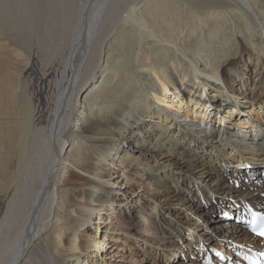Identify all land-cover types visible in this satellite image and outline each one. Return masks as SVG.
<instances>
[{
    "label": "bare ground",
    "instance_id": "obj_1",
    "mask_svg": "<svg viewBox=\"0 0 264 264\" xmlns=\"http://www.w3.org/2000/svg\"><path fill=\"white\" fill-rule=\"evenodd\" d=\"M69 1L59 8L60 0H0V264H79L86 248H94L96 252L105 249V242L101 244L97 234L88 236L85 242L81 236L89 228L83 225L91 220L97 210L95 205L101 207L109 201L108 209H111L116 198L117 193L112 192L117 189L109 185L107 177L111 174L105 171L103 162L110 158L108 164L118 166L123 172L120 175L126 179L131 176L127 181L129 187H133L134 178H138L136 182L142 180V183L158 186L153 187L155 191L164 186V192L174 190L169 185L162 186V181L170 183L156 171L165 165L181 168L192 162L190 166L194 170L190 169L183 178L173 175L181 183V186L176 185L178 191L190 195L189 189L183 186L189 180L200 183L198 190L205 200L192 208L204 212L208 220L230 198L251 201L252 204L245 202V207L234 210V214L224 210V215L235 216L240 224L219 225L217 236L235 233L236 227L244 228L245 217L239 214H243L248 205L264 210L261 198L264 187L257 193L229 189L225 196V187L212 181V167L228 164L231 172L236 173L235 182L245 185L240 179L248 177L264 184V148L243 145L245 137L251 139L249 131H244L247 128L241 129L243 135L235 128L226 135L232 141L230 145L241 146V151L230 145L231 148L226 147L222 137L207 142L199 139L198 134L204 131L205 135L208 131L204 124L212 125L223 109L230 114L223 116V122L219 117L221 124L235 121L236 117L239 128L242 127L240 122L248 125V121H252L253 124L254 120L242 118L246 111L243 107H250L249 114L259 122L257 128L256 123L252 125V129H257H251L255 130L252 142L264 129L261 122L264 100H243L244 93L250 91L249 85L244 81V91L240 92L235 85L241 83L246 73L236 67L227 68L224 63L229 53H220L224 45L231 46L235 28L242 27L250 36L255 33L261 39L259 43L251 42L252 50L247 59L254 64V77L264 70V0L203 4L198 15H187L184 4L178 0H82L76 14V4ZM33 41L44 50L40 58L42 77L48 76L51 68L57 71L50 82L53 91L48 98L47 120L42 124H39L41 110L37 100L33 101L32 93H27V83L23 80L32 56H38ZM129 46L131 56L124 60ZM258 60L263 67L257 64ZM257 66L261 70H256ZM216 80H220L223 87ZM252 81L254 86L255 80ZM201 92L204 93L201 95ZM180 93L188 100L183 102ZM147 95L154 99L152 104L159 110L149 104L151 99ZM204 95L207 98L203 101ZM260 113L261 119L257 117ZM172 120L174 129H179L177 134L180 131L186 134L185 126L191 125L193 131L188 133V139L197 142L200 150L188 149V145L180 142L178 150L172 149L175 146L170 140L177 137L173 127H167ZM124 127L135 130L125 135L122 134ZM138 129L140 131H136ZM145 132H149L147 139L141 137ZM28 135L42 143L36 161L40 162L46 155L50 156V161H46L41 178L35 177L37 183L25 190L27 183L22 186L18 175L20 169L24 172L29 168L25 167ZM122 136L127 139L123 141ZM262 137L264 134L258 140ZM220 140L222 143L214 144ZM207 146L215 149L214 152L206 153ZM227 149L233 152L228 154ZM246 164H253L254 169L245 168ZM71 167L89 176H81ZM63 168L67 177L61 179ZM205 186L221 193L223 198L217 194L210 198ZM135 200L137 203L131 211L139 213L140 208H136L140 206V199ZM182 201L190 202L189 197H183ZM82 206H86L88 212L82 210ZM95 215L99 222L104 218L100 213ZM114 217L120 216L116 213ZM120 221L124 227L132 223ZM12 226L14 232L10 236ZM75 232L78 236L75 234L69 239ZM3 234H8L9 238L5 239ZM254 237L250 242L253 249L246 253L264 254V244L258 247ZM202 247H205L203 252L209 251L204 243ZM168 251L170 249H165L164 255L173 263L177 252ZM84 262L98 264L86 258Z\"/></svg>",
    "mask_w": 264,
    "mask_h": 264
},
{
    "label": "rangeland",
    "instance_id": "obj_2",
    "mask_svg": "<svg viewBox=\"0 0 264 264\" xmlns=\"http://www.w3.org/2000/svg\"><path fill=\"white\" fill-rule=\"evenodd\" d=\"M67 1L68 0H60L59 8L63 7L67 3ZM70 1L76 4L75 10H74V14H76L78 10V4H80L82 0H73V1L70 0ZM178 1L184 4L185 6L184 11L187 15H195V14L198 15L199 10L201 9V6L203 4H209V3H213L217 1L231 2V3L236 2V0H178ZM64 12H66V9L64 10ZM249 34L250 33L245 31V29H242V27H239L238 29L235 28L234 39H232V42L229 43V45L231 46L227 48V46L224 45V47H222L221 50L220 49L219 50H220V53L222 52L229 53V56H228L229 59L224 63L225 66H227V68L236 67V68H239L241 72L246 73L245 76L242 77L241 81H239L241 83H237L235 85V87L237 88V90H239V92L242 89H243L242 91H244V85L242 86V83L244 81H245V84L249 85L250 91L248 90L244 93L246 95L244 96L245 98L243 100L246 102H250L251 100L255 102H259V101L264 100V70L262 69V71L259 73V76L255 78L254 77L255 74L253 72L254 64L250 60L247 61V59H248V54L251 53V50H252L251 42L255 41L256 43H259L261 42V39L255 33H252L251 36ZM33 44H35L36 47L39 48L37 50H36V47L34 48V50L38 53V56L35 54L32 56L31 61L29 62L26 70L24 71L23 80H25V82L27 83V93L28 94L32 93L33 101L37 100V105L39 106V110H41L39 114L40 115L39 124H42L45 120H47L48 111H49L48 98L50 97V93H52L53 91V88L50 82L56 77L57 71L51 68L49 70V75L46 77H42L41 70H40L41 68L40 58H42L43 56L42 51L44 50L42 49V46L39 47V45H37L36 42L34 43L33 41ZM128 48L129 49L126 50L127 54L124 53L125 54L124 60L126 56H131V52H128V51H131L132 49H130V46ZM262 60L263 59H261L260 61ZM260 61L258 60L257 64L260 65L261 67L262 64ZM258 69L261 70L257 66L256 70ZM252 79L255 80V81L253 80L255 83L254 86L251 85ZM216 82H218V84L223 87L220 80L218 81L216 80ZM203 93L204 92H201V95ZM180 94H181L180 97L183 96L182 97L183 102L188 100V98H185L184 95H182V93ZM147 96H149L151 99V103L149 104L153 106L156 105L155 103L152 104V102H154V99H152L150 95H147ZM170 98H172V94ZM206 98L207 96L203 98V101ZM249 109L250 107H247V108L243 107L242 110L243 111L246 110V111L245 113L244 112L242 113V118L246 117L247 119L250 118L251 120H254L253 124L256 123L254 127L257 128V123L259 122H256L257 120L255 116L251 117V115L249 114L250 113ZM156 110H159L158 106ZM237 110L242 111L241 109H237ZM219 111L221 112V115L216 116V120L215 122L213 121L212 125L210 123L206 124L204 121L205 123L204 128H207V131L209 133L206 132V134L204 135V131L199 132L198 134L199 139H202L203 141L207 140V142L213 140L212 142H215L216 140L218 141V139L222 137L223 142L225 141L227 143L226 147L231 146V147H234V149L241 151L243 150L241 146L236 147L234 143L230 145V142L232 141L228 140L229 138H227L226 135L227 134L230 135L232 131L234 132V128L235 130L236 129L238 130L239 135H243V133L241 132V129L244 130L243 128L245 129L247 128L244 131H249V133L251 134V139H247L245 137V139L242 141V143H244L243 145L245 147L246 145H249V146L259 145L262 148H264V137L258 140V138L259 137L261 138V136L264 134V129L262 131H259L261 135L260 136L257 135V139L254 142H252L251 140L254 139L252 136V133H254L255 130H257L256 128H253L255 130L252 131L253 130L252 121H248L249 122L248 125H245V123L240 122L242 124L241 128L237 127L238 123L235 122L237 120V117L235 121L232 120V122L228 121L229 123L227 122L225 124H221L220 118H222V122H223L224 120L223 116L230 114V113L226 112L227 109H223V111L221 110ZM261 114L262 113H260L257 116V117H260V119H261ZM153 121L156 122V120H153ZM261 122L263 123V128H264V119H261ZM173 123L174 122L172 120V122L169 125H167L168 129H172L173 127V131L175 132V137L177 135L174 141L170 140L171 142H173L172 145L175 146L172 149L178 150L180 148L179 147L180 146L179 142H180L181 144H186V146L188 145L187 146L188 149L194 148L195 150H200V148L199 149L197 148V145H196L197 142L194 143L192 142L193 139H191L192 141L188 139V136H189L188 133L193 131L190 127L191 125L185 126V132H187L186 134L182 133V131H180L177 134V131L179 129L178 130L174 129L175 125ZM177 128H179V126ZM134 130H135L134 128L133 130H129L127 127L126 128L124 127L122 129V134L131 135ZM144 130L145 129H143V131ZM136 131H140V129ZM210 131H213V133ZM148 134L149 132H145V135H142L141 137L143 139L145 138L147 139L146 135ZM212 135L213 137L215 136V139H213ZM135 137L138 138V135H135ZM121 139L124 141L127 138L126 136L125 137L122 136ZM27 140H28L27 142H28L29 148H27L26 150L27 152L28 151L29 152L28 153L26 152L25 154L26 155L25 167L26 168L29 167V168H27V171L24 170V172L23 170L21 171L20 169L21 172L19 171V174L20 173L21 174L18 175V181L21 180L22 178V186L25 187V183H27L25 190L30 189L34 184L37 183V180H35V177L39 176L41 178V176L44 173V167H46V164L49 163L50 161V156L46 155L43 158L41 157L40 162H37L36 156L38 154L37 152L38 147H40L42 143H38L36 138H33L32 140V137L30 135H28ZM220 143H222L221 140L214 144H220ZM214 150L215 149H213L212 147L207 146L206 153H209L211 151L213 153ZM217 151H219L218 148H217ZM227 152L229 154L230 152H233V150L227 149ZM27 156H29L28 159H27ZM27 160L29 162H27ZM109 160L111 161V158ZM206 160H208V158ZM110 161L104 160L103 162L104 164H106L105 167L107 170L105 169V171L111 174L110 176L107 177V179H109V185H113L117 189V191L115 190V192L114 191L112 192V194L117 193L115 194L116 198L113 204L110 206L112 207L111 209H108L109 201L104 202L103 206L101 207L99 205H95L97 210L91 216V220H89V222H86V224L83 225V227H86L88 225L89 228L85 229L87 231H85V234L81 236L82 240L85 242L87 241L88 236L93 237L94 235L97 234V239L100 241L101 244L105 242L104 245H106V247L100 252H96L94 248H86V253L82 258H80L79 264L80 262L81 264L85 263L84 258H86V260L87 259L96 260L98 264H101V263L103 264H192L193 262H197L198 264H237L240 262L238 259V257H240L238 254V250L240 253L242 250L248 251L249 249H253V246L252 244H250V242H253L254 236L251 233H249V231L245 227L242 229L239 227H236L235 233H231V232L228 234L221 233L219 234V236H217V233H220L219 228H218L219 225L221 224L226 225L227 223L237 224L235 223L234 218H232L233 220L229 219L228 216L223 214L224 210H230L234 214V210H239L242 207H245L246 206L245 202L251 203V201L249 202V200H246L244 198H238V199H233V200L232 198H230L228 199L229 203L227 202L225 205L220 206L217 212H215V214L212 213V215L209 216V220H208L204 216L205 215L204 212H202L201 210L195 211L192 208V206L200 204L201 202H204L205 200L204 197L202 196L201 191L198 190V187L199 186L201 187L200 183L197 184V181L195 182L193 180H189V182L186 183V186H183L186 189H189L188 192L193 194L192 199H191L192 194L188 195L189 193L187 194L186 191H180V192L178 191L176 185L181 186V183L179 179L173 178V175L174 177H177L180 175L183 178L185 174H187L190 171V169L194 170L193 166L192 167L190 166L192 162L185 164L181 168L180 167L172 168L167 165H165L163 168H159L156 171V174L161 177L166 178V180H168L170 183V184H166V182L162 181L161 182L162 186L169 185V188L174 191L164 192L165 187L163 186L161 187V189L159 187V189L156 190L158 192H156L155 189L158 188V186L156 185L153 186L147 183H142L141 182L142 180L136 182L138 178L137 179L134 178L135 180V181L133 180L135 182L134 186L129 187V184L127 183V181H130L131 176H129V178L126 179L124 175H120L123 172L119 171L118 166H115L114 164H108ZM160 162H163V159ZM151 164H154V163H151ZM225 166L222 164L220 165L215 164L214 167H212V170H213L212 171L213 173L212 181L213 183L215 181H218L220 182L221 187H225L223 188L224 189L223 191L225 194L222 193L225 196H228L225 191L229 189L234 190L235 188V189L240 190L241 192L249 190L252 193H254L255 191L257 193V191H259L261 187H264L262 186L264 185L262 184L263 182H261L260 184H257L256 181H252L253 179L249 180L248 177L240 179V181H243L245 185L240 184V182H235L234 177L236 176V173L233 174L231 172V167L228 164H227V167ZM263 166H264V163H263ZM260 168H263V167L259 166V169ZM72 169L76 173H79L81 176H89L88 174L83 173V171L79 170L78 168L73 167ZM224 170H227V171H224ZM246 170H249V169H246ZM60 174H61V179L67 177L66 169L63 168ZM102 185L104 186V188L108 187L106 186V184H102ZM153 187L155 189H153ZM205 188L208 190L207 196H209L212 199L216 197L215 194L217 195L221 194L218 192H214L213 190L208 188V186H205ZM110 196L111 194L109 195V198ZM183 197H189L190 202L186 201L184 203L182 201ZM220 197L223 198L221 195ZM137 198L140 199L138 202V205L140 206H138L136 210L140 208L141 212L133 213L131 209H132V206L136 205L137 201L135 199ZM261 198L264 199V193L261 194ZM128 205H130V208H128ZM98 208H101V209L98 210ZM231 208H234V209H231ZM118 209H120L121 212H117ZM158 209H159V213H158ZM82 210L88 212V208L86 206H82ZM111 212H114V214H110ZM97 213H100V215H102L104 218L106 216L105 220L103 218L99 222V220L97 219L98 216L95 215ZM116 213L117 215L120 216L118 219L114 217ZM120 219L128 223H131V222L132 223L129 224L127 227H124L122 226ZM138 219L139 221H137ZM13 229H14V226L11 227V231L10 233H8L10 236L14 232V231L12 232ZM226 229H228V227ZM237 231H239L240 233L239 232L237 233ZM76 233L77 232H75L74 234H71L69 239L72 240L74 238L73 236H75ZM8 234H3L5 239L9 238ZM104 234L106 236H103ZM76 236H78V234H76ZM254 242L255 244L258 245V247L263 246V243H261L258 238H255ZM203 243L209 249V251H207L206 249V251L203 252L205 248V247H202ZM165 249L166 250L170 249V251L177 252V256H174L173 263L167 258V256L164 255ZM63 250H66V249H63ZM208 252L210 254H208Z\"/></svg>",
    "mask_w": 264,
    "mask_h": 264
},
{
    "label": "snow or ice",
    "instance_id": "obj_3",
    "mask_svg": "<svg viewBox=\"0 0 264 264\" xmlns=\"http://www.w3.org/2000/svg\"><path fill=\"white\" fill-rule=\"evenodd\" d=\"M257 234L260 236H264V225L261 226V230Z\"/></svg>",
    "mask_w": 264,
    "mask_h": 264
}]
</instances>
